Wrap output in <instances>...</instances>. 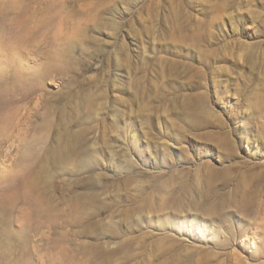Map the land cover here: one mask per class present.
I'll return each instance as SVG.
<instances>
[{
	"label": "rangeland",
	"instance_id": "1",
	"mask_svg": "<svg viewBox=\"0 0 264 264\" xmlns=\"http://www.w3.org/2000/svg\"><path fill=\"white\" fill-rule=\"evenodd\" d=\"M0 264H264V0H0Z\"/></svg>",
	"mask_w": 264,
	"mask_h": 264
}]
</instances>
